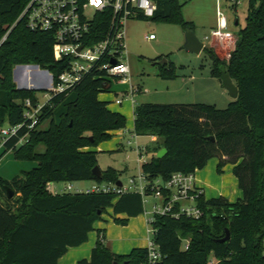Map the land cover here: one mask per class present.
<instances>
[{
    "label": "trees",
    "instance_id": "16d2710c",
    "mask_svg": "<svg viewBox=\"0 0 264 264\" xmlns=\"http://www.w3.org/2000/svg\"><path fill=\"white\" fill-rule=\"evenodd\" d=\"M28 2L0 0V40ZM156 2L152 18L193 29L192 22L183 17L179 0ZM112 18L111 8L97 11L85 42L105 38ZM205 50L213 62L211 75L221 81L224 65L239 88L238 98L225 109L204 102L136 105L134 132L156 135L160 139L157 150H168L163 158L155 155L143 162L142 171L147 179L168 180L175 172L201 170L218 157L217 171L232 164L243 196L231 202L224 196L202 195L199 205L204 215L198 219L156 215L152 240L161 257L154 264H264V0H250L246 25L228 59L214 49ZM17 64H36L50 71L56 82L69 61L58 57L52 32L35 31L24 19L18 21L0 45V127L26 121V99L34 106L39 102L34 89L16 85L13 68ZM160 65L161 77L177 76L175 64ZM111 79L105 69L94 68L73 88L52 95L34 128L24 125L6 142L2 154L11 151L16 159L37 165L11 179L0 178V264H58L69 247L88 241L94 230L98 237L91 257L78 264L147 263L148 247L115 253L105 243L104 229L94 226L109 208L115 222L123 225L142 214L140 193L54 194L48 189L51 183L117 182L121 178V171L114 167L96 177L98 151L87 149L127 126L126 116L99 98L100 93L111 91ZM25 135L27 141L21 144ZM8 188L13 197L8 196ZM121 213L127 218L116 217ZM227 230L230 238L221 242ZM185 240H189L187 249Z\"/></svg>",
    "mask_w": 264,
    "mask_h": 264
},
{
    "label": "rangeland",
    "instance_id": "374dc122",
    "mask_svg": "<svg viewBox=\"0 0 264 264\" xmlns=\"http://www.w3.org/2000/svg\"><path fill=\"white\" fill-rule=\"evenodd\" d=\"M179 1L183 5V17L192 22V30L201 40L206 35H210L211 31L217 27V0ZM232 4L231 0H221L220 9L228 19L229 32L235 36L234 41L215 39L212 42L209 41L205 46V48L214 49L224 59L230 57V53L235 49L238 33L246 25L250 0H239L236 7ZM92 10L91 8L90 12ZM236 19L239 20L238 25L235 24ZM187 30L180 23L164 22L152 17L130 18L126 23L124 60L130 66L131 79L129 82L123 83L121 79L112 78V89L106 93L113 98L120 97L127 101L126 90L132 85L135 89L140 90L135 92L136 105L146 102L160 104L204 102L215 104L220 109L227 108L234 98L222 87L220 79L211 75L213 62L208 50L204 48L198 54L185 48ZM150 34H155V39L148 38ZM162 60L168 65L175 64L177 76L174 79H165L160 76ZM17 65L36 66V64ZM16 66L13 68L14 81L19 88H22V78L15 79ZM35 69L36 67L31 68V71ZM35 91L39 99L38 103L46 102L44 95L48 91L46 89ZM113 102L115 101L113 100ZM117 107H121V105L118 104ZM47 126V123L43 125V127ZM132 135L129 130L122 135H115L113 140L117 137L118 140L114 141V148L99 152L97 156L102 169L109 166L119 169L121 180L125 184H129L131 177L139 176L143 161H150L159 151L157 149L160 139L156 135H140L138 138ZM129 140L131 143L128 142ZM26 141L27 138L21 144ZM139 146L142 147V155L138 151ZM39 150H44V146H39ZM2 152L3 150L0 151V178L11 179L23 170H29L37 165L36 161L16 159L11 151L6 154H2ZM218 162L219 158L214 157L206 165L207 167L205 166L206 174L212 176L211 180L205 179L208 182L206 195L211 197L213 190L216 195H221L222 191L225 192L229 200L236 201L243 196V191L233 173L232 164L228 163L220 173L217 171ZM55 184L51 183L54 188ZM59 184V186L72 184L76 190L91 186L93 181L60 182ZM156 200L154 197H149L145 203V210H150L152 203ZM101 222L112 236L110 241H105L112 249H115L116 245L122 246L131 241L130 229L124 230L122 224L115 222L109 213L105 214V219L103 218ZM132 223L130 224H138L142 227L143 220L138 219L136 224ZM104 231L106 236L107 231L105 229ZM146 233L145 228L137 231L142 243L147 242ZM95 237L96 230L91 234L92 240Z\"/></svg>",
    "mask_w": 264,
    "mask_h": 264
},
{
    "label": "built area",
    "instance_id": "2783aa9c",
    "mask_svg": "<svg viewBox=\"0 0 264 264\" xmlns=\"http://www.w3.org/2000/svg\"><path fill=\"white\" fill-rule=\"evenodd\" d=\"M218 1V25L210 35H206L202 41L204 46L215 39L223 41H234L235 36L229 32L228 19L220 9L221 0ZM232 6L236 7L239 0H231ZM93 9L90 12V9ZM111 8L113 18L110 30L105 38L100 41L88 44L90 29L97 11ZM157 9L156 0H29L23 9L18 21L24 19L27 27L35 31H50L54 35L55 48L59 58H67L68 68L64 70L54 81L52 73L39 66L36 67L39 75L34 78L31 74L32 67L27 69L28 89H46L48 93L44 95L46 102L33 105L30 98L26 99L25 118L26 121L16 125L7 124L0 127V151L5 149L6 142L18 130L26 125L29 129L34 128L38 122V114L42 107L50 100L52 95L62 93L73 88L83 76L94 68L105 69L110 78L121 79L123 82L130 81V66L124 60V49L126 39V23L130 18L152 17ZM5 33L0 40V45L7 39L10 30ZM155 34H150L148 38L155 39ZM115 61L116 63H113ZM138 89L126 91V96L133 97ZM115 102L121 104L123 99L118 97ZM25 135L21 142L26 138ZM131 143V141H128ZM142 147H138L141 154ZM145 162V161H143ZM197 172V171H196ZM196 172L184 173L175 172L171 178L164 180L161 177L147 179L143 171L139 176L129 179V184L123 183L121 186L117 182H95L86 188L74 190L72 184L64 186L62 189H48L54 194L62 192L73 193H103L120 196L125 193H140L143 197L144 205L149 197L157 199L152 203L151 211L148 213V223L150 232L153 235L152 225L156 215H171L180 217L181 215L190 218H201L204 215L203 208L199 205V199L205 195V189L199 185ZM148 261L146 264H154L161 253L154 244L152 238L149 245ZM189 247V240H185L184 248Z\"/></svg>",
    "mask_w": 264,
    "mask_h": 264
},
{
    "label": "crops",
    "instance_id": "0c3cea01",
    "mask_svg": "<svg viewBox=\"0 0 264 264\" xmlns=\"http://www.w3.org/2000/svg\"><path fill=\"white\" fill-rule=\"evenodd\" d=\"M26 67H32L34 69L36 66H34V65H17L16 68H15V79L17 80V79H21L22 78V80H23V82H22L23 83L22 84L23 85L22 88H28L27 87V72H26L27 71L26 70L27 68ZM31 74H32V76L34 78H37L38 75H39V73H38V71L36 69L33 70L31 72ZM127 82H123V83H127ZM220 84H222V81H220ZM222 87H223V85H222ZM133 88L134 87H132V85H130V87L126 91L128 92V91H130ZM139 91L140 90L138 89L137 92H139ZM99 98L101 100L109 101V108L110 109H112L114 111H119V112L123 113L126 116V118H127V126L125 128H121V129L115 130L113 132V137L115 135H122L127 130H129V132H132V134H133L132 136H134L135 138H138L140 136V135H137L134 132L135 107H136L135 93H134L133 97H131V96L130 97H127L128 98L127 101L126 100H123V102L120 104L121 107H117L118 104L116 102H113V100L115 101L118 97L113 98V97L109 96L106 92L100 93ZM113 137L110 140H108V141L101 142L96 147L87 148V149L97 150L98 153L99 152H103V151L112 150L114 148V141L118 140V137H117V139L115 138V140H113L114 139ZM209 162H210V160H209ZM98 164H99V161H98ZM109 167H112V166H109ZM206 167L203 168L202 170H197V172H196L197 181H198L199 185H201L205 189V194H207V187H208V182L205 179L211 180V177H212L210 174L209 175L206 174V172H207L206 171L207 170ZM232 168H233V166H232ZM102 170H104V169H102ZM141 171H142V166H141ZM236 179H237V177H236ZM59 185H60L59 183H56L55 184V188H54L53 185L50 184V186H51L52 189H59L60 190V189H62L64 187V186H59ZM220 194L221 195H216L215 194V191L213 190V193H212L211 197L224 196V197L228 198L227 195L225 194V192H222L221 191ZM206 197L207 198H211V197H209L207 195H206ZM230 201L231 202H234L233 200H230ZM144 207H145V205H144ZM150 211H151V209L148 210V211L144 210V212L142 214H140L138 216H135V217H130L127 224H125V225L122 224L124 230L130 229V233H131V236H132L131 237L132 238L131 241L126 242L122 246L121 245H116L117 248L115 247V249H112L107 244L106 245L113 252L119 253V254H127L133 248H136V247H147L149 245V243H150L151 238H152V234L150 232V225L148 223V217H149V214L148 213ZM108 213L113 217V211H112L111 208H109ZM116 217H119V218H127V215L125 213H121V214H117ZM103 218L105 219V214L103 215ZM138 219H142L143 220L142 227H140L138 224L137 225H131V224H133L132 222L135 223L136 220H138ZM94 226H95V229H105L107 231V235H106L105 241H110V238H112V236L108 232V229H106L107 227L102 224L101 220L100 221H97ZM144 228H145V231L147 232L145 234V238H146V241H147L146 243H144V242L142 243L141 240H139V236L137 234V231L144 230ZM92 232L93 231H91L89 233V239H88V241L84 242L83 244H81L79 246L69 247L67 253L65 255H63L58 260V264H78V261L81 260V259H83V258H88L89 259L91 257L92 250H93V248H94V246L96 244L97 237H98V233L96 231V237H95V239L92 240V238H91ZM108 235H110V236H108Z\"/></svg>",
    "mask_w": 264,
    "mask_h": 264
},
{
    "label": "water",
    "instance_id": "95a60500",
    "mask_svg": "<svg viewBox=\"0 0 264 264\" xmlns=\"http://www.w3.org/2000/svg\"><path fill=\"white\" fill-rule=\"evenodd\" d=\"M239 20L237 19L235 21V24L238 25ZM185 48L187 50L193 51L195 53H201L202 50L205 48L204 46V42L196 35V33L192 30V29H188L186 31V42H185ZM113 63H116L115 61H113ZM160 64H165V61L162 60ZM38 65H36L37 67ZM221 69V81H222V85L223 87L229 92L230 96L234 99L238 98L239 96V88L237 86V84L235 83V81L233 80V78L231 77V75L227 72L226 67L224 65H222L220 67ZM212 139H214V137H212ZM168 150L166 147H162L158 152H157V157L158 158H163L166 154H167ZM93 173L96 177H101L102 176V169L100 167V165H96L93 169ZM117 184L119 186H121L123 184L122 180L119 179L117 181ZM8 196L9 197H13L14 196V192L8 188ZM230 238V232L227 230V234L226 236H224L223 238L219 239L221 242H225L226 240H228ZM114 264H120L118 262H114Z\"/></svg>",
    "mask_w": 264,
    "mask_h": 264
}]
</instances>
